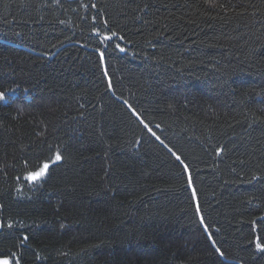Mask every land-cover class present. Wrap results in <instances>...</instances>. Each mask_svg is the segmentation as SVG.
Wrapping results in <instances>:
<instances>
[{"label":"trees","instance_id":"16d2710c","mask_svg":"<svg viewBox=\"0 0 264 264\" xmlns=\"http://www.w3.org/2000/svg\"><path fill=\"white\" fill-rule=\"evenodd\" d=\"M0 92V260L264 264V0H0Z\"/></svg>","mask_w":264,"mask_h":264},{"label":"snow or ice","instance_id":"6c2138e0","mask_svg":"<svg viewBox=\"0 0 264 264\" xmlns=\"http://www.w3.org/2000/svg\"><path fill=\"white\" fill-rule=\"evenodd\" d=\"M113 35H115V33H113ZM105 39H108V37H105ZM119 47V45H118ZM120 51H124L123 48H120ZM6 97H5V94L0 92V101H3L5 100ZM135 115V113H133ZM139 118V117H138ZM143 123V121H141ZM145 127H147V125H145ZM175 155V154H174ZM178 160L180 159L179 156L176 157ZM62 159L61 155L59 152L56 153L55 155V161H60ZM55 161H50V160H45L43 161L39 167L35 170H33L32 172H30L28 174V176L26 177V179L30 182V183H38L41 179H43L47 172H48V169L51 165V163H54ZM197 213L199 214V208H197ZM201 223H203V220H201ZM11 226V225H10ZM207 230V229H206ZM25 240L28 239L27 236L24 237ZM209 239H211V237H209ZM256 247L257 249L261 250V251H264V247H262V245L260 243H257L256 244ZM217 253H219L220 255H223L222 252H220V249L217 248L216 249ZM0 264H8V261L4 260V261H0Z\"/></svg>","mask_w":264,"mask_h":264},{"label":"rangeland","instance_id":"374dc122","mask_svg":"<svg viewBox=\"0 0 264 264\" xmlns=\"http://www.w3.org/2000/svg\"><path fill=\"white\" fill-rule=\"evenodd\" d=\"M4 260L8 261L7 259H1L0 261H4ZM8 264H9V262H8Z\"/></svg>","mask_w":264,"mask_h":264}]
</instances>
